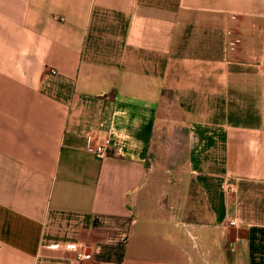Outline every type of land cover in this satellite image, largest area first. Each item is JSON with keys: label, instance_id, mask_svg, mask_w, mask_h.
<instances>
[{"label": "crops", "instance_id": "crops-1", "mask_svg": "<svg viewBox=\"0 0 264 264\" xmlns=\"http://www.w3.org/2000/svg\"><path fill=\"white\" fill-rule=\"evenodd\" d=\"M0 264H264V0H0Z\"/></svg>", "mask_w": 264, "mask_h": 264}, {"label": "built area", "instance_id": "built-area-1", "mask_svg": "<svg viewBox=\"0 0 264 264\" xmlns=\"http://www.w3.org/2000/svg\"><path fill=\"white\" fill-rule=\"evenodd\" d=\"M233 47H234V44L231 45L232 49H233ZM49 72L51 74H56V72L54 70H49ZM107 147H108L107 144L106 145H97V146H94V147L91 146L90 144H88L87 145V150L90 151L92 154H94L96 157L103 158L106 155ZM224 190L225 191H230L231 188L227 184H225ZM237 223L238 222L235 219H228V220H226V222L224 224V228L236 227ZM237 242H238V239L234 243H230V246L232 248H236L237 247ZM50 247L52 249H55V250H61L62 248L72 249L75 252L76 258L78 260H89L90 259V253H86L84 251V249H82V248L64 246V245L59 244V243L51 244Z\"/></svg>", "mask_w": 264, "mask_h": 264}, {"label": "rangeland", "instance_id": "rangeland-1", "mask_svg": "<svg viewBox=\"0 0 264 264\" xmlns=\"http://www.w3.org/2000/svg\"><path fill=\"white\" fill-rule=\"evenodd\" d=\"M171 106H174L173 104H171ZM172 116L170 117L171 119H174V117H175V115H176V113H175V111H174V108L172 107ZM170 111H168L167 112V118H168V116H169V113ZM169 119V118H168ZM169 136V135H168ZM168 136H166V137H168ZM168 142H169V140H167ZM171 146H172V142H171ZM171 148V147H170ZM174 153V152H173ZM184 153H185V151L183 150V151H180L179 153H178V157L180 158V159H182L183 161H184V159H185V157H184ZM170 154V153H169ZM174 157V154L173 155H171L170 156V158L172 159ZM184 162H182V164H183ZM228 193H230V191H227ZM235 228V227H234Z\"/></svg>", "mask_w": 264, "mask_h": 264}]
</instances>
